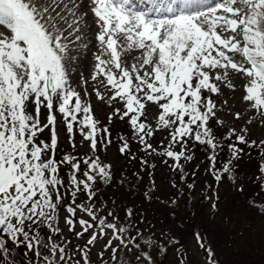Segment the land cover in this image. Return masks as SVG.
<instances>
[{
	"label": "snow or ice",
	"instance_id": "obj_1",
	"mask_svg": "<svg viewBox=\"0 0 264 264\" xmlns=\"http://www.w3.org/2000/svg\"><path fill=\"white\" fill-rule=\"evenodd\" d=\"M85 61L91 80L107 94L109 122L126 121L128 133L114 139L73 86ZM80 81L88 83L82 71ZM221 85L242 88L241 102L264 122V0H0V264H164L161 257L170 246L183 264L175 223L157 234L151 223L139 227L145 214L135 220L134 207H125L123 220L105 207L97 185L106 188L115 180L119 188L130 181L124 173L114 177L98 153L116 143L121 155L152 177L153 190L149 158L171 160L170 168L191 192L195 183L187 180L196 172L185 165L199 145L214 182L206 185L213 195L204 198L215 211L220 183L243 194L239 162L254 158L257 149L253 183L264 192V140H250L246 127L215 130L226 127L212 99ZM93 91L105 99L98 87ZM149 102L158 110L155 127L141 119ZM56 113L73 150L79 133L89 154L57 158ZM46 129L50 142L41 138ZM157 129L167 131L159 148L152 143ZM132 175L142 179L139 172ZM172 186L176 195L162 202L178 209L182 188ZM144 198L151 202L147 188ZM248 204L264 215V201L250 197ZM185 211L196 215L187 202ZM170 216L174 221L176 211ZM61 219L83 245L64 236ZM204 232L194 236L207 264H220Z\"/></svg>",
	"mask_w": 264,
	"mask_h": 264
},
{
	"label": "trees",
	"instance_id": "obj_2",
	"mask_svg": "<svg viewBox=\"0 0 264 264\" xmlns=\"http://www.w3.org/2000/svg\"><path fill=\"white\" fill-rule=\"evenodd\" d=\"M121 122L122 126H125L126 129L120 128L119 130H115L112 125L107 124L114 139L117 135L130 131L127 122ZM215 130L217 132L227 131L219 128ZM162 133H167V131L158 129L154 133V138L152 140L154 147H160L159 140ZM248 138L257 141V143L261 141V139ZM113 144V153L117 155L114 163H110L107 160V149L101 150L98 154L105 163L110 165L114 177L120 178L121 173H124L123 179L126 182L130 181V183H125L124 187L115 188L114 180L113 186L106 188L99 184L97 186L101 187L100 200L105 201V207L115 212L121 220L124 218L125 207L132 206L135 208V220H140V214L142 212L145 214L144 223L139 225L141 229H147L149 223H151L158 234L162 228H171L173 227V223H175L180 244L183 245L185 241L187 242L192 238L196 241L197 246H199V244L194 236V232L206 229V232H204L206 237L205 243L211 246L214 250L216 259L219 261L220 256H222L228 264H264L262 263V260H264V235H260L257 232L258 229H255L256 225L252 224L253 220L258 219V217L261 221V216L254 208H250L248 204L250 198L249 194H252L249 191L252 189L253 181L257 178V149L252 150V157L254 158L249 159L246 156L239 162L240 172L244 174L240 179L245 181L243 194L235 191L228 182L220 183L218 186V209L213 211L210 207L212 201L204 197H211L213 195V193L207 189L206 185L213 184L214 182L212 177L205 171L208 167L206 161L207 154L199 145H197L195 149L194 160L185 165L189 173L192 171L196 172L194 178L192 176L188 177L187 183H192L193 180L195 183L194 189L189 192L186 184H180L179 174L174 173L170 168L172 161L167 160L166 162H162L163 158L157 155L149 158L150 164L154 165L153 190L150 185L152 177L149 176L148 172H141L139 162L130 161L126 156L121 155L117 144ZM133 150H136L135 146H133ZM90 152L91 150L87 152H81L78 149L73 150L72 146H65L61 143L58 144L57 158H59V155L62 153L79 154L82 156ZM138 155L141 154L138 153ZM217 166L219 167V165ZM134 172H139L142 179H137L133 176L132 174ZM61 174L63 175V170ZM248 177H251V179H248ZM174 183L182 188L183 194L178 209H174L162 202L168 201L176 195L177 189L172 186ZM131 185H137L135 191L130 190ZM146 188L152 196L150 203L144 198ZM263 195L264 192L262 196ZM109 197L114 198L115 206H113V200L109 199ZM80 198L83 199L84 197L81 196ZM254 198L256 199L255 196ZM185 202H187V206L196 213L195 216L185 211ZM174 210L176 211V217L173 221L170 213ZM181 217H184V219L181 220ZM253 229H255V231H253ZM170 249H172L171 246L167 250V255ZM223 249H227L230 253H224ZM200 251L203 253L204 258L207 259L205 250L200 247ZM105 255H108V253H105ZM167 255L161 257L164 264H181L178 260L177 253L172 261H168ZM106 263L107 261H105V264ZM183 264L198 263L191 258L183 256Z\"/></svg>",
	"mask_w": 264,
	"mask_h": 264
},
{
	"label": "rangeland",
	"instance_id": "obj_3",
	"mask_svg": "<svg viewBox=\"0 0 264 264\" xmlns=\"http://www.w3.org/2000/svg\"><path fill=\"white\" fill-rule=\"evenodd\" d=\"M83 72L85 78L88 79L87 84H81L80 81V72ZM73 86L77 88V90L81 93V96L83 99L89 102L91 107V115L94 117V119H97L101 122L102 125H112L115 130H119L120 128L126 129L125 126H122V122L118 118H114V120L110 123L108 120V115L112 111V107L107 103V94L105 92V89L102 86L96 85L94 81L90 78V70L89 66L87 64V61L84 62L83 68H78L76 73L73 75ZM235 83L239 84V81H234ZM94 87H98L99 91L101 92V95L105 97V99H98L95 95V92L93 91ZM87 90L90 95L84 96V92ZM242 88L237 87L235 90L227 87L226 85H221V93L219 95H213L212 99L217 104V116L220 120H222L225 124V128H219V129H225L228 128H235L237 132L240 131L242 127L247 128V134L248 137L254 138V139H261L264 140V122L261 121L260 117L258 115L253 116L252 113L248 110L245 103L241 102V96H242ZM227 101V103H225ZM119 106V105H116ZM147 112L145 115L141 117V119L149 124L151 127L156 126V119L158 118V110L149 102L148 105H146ZM241 113V118H236L237 112ZM42 112L44 113L46 117L47 110L42 109ZM57 120H58V144L65 145V146H72V143L69 141V135L66 131V128L59 123L60 116L58 113ZM250 121V122H249ZM213 125L215 127V124L213 122ZM114 130V131H115ZM158 130V129H157ZM167 137V133H162L161 140H164L165 143ZM42 139H46L48 142H50L51 138V131L50 129H46L44 133L41 135ZM74 143H75V149H78L81 152H87L90 151V148L88 147L87 142H82V137L79 135V133H75L74 135ZM113 145L107 148V160L110 163H114L116 161L117 155L113 153ZM252 194H249L250 197H256V200L258 202L264 201V195L262 196L263 192H261L257 185L253 183L252 189L249 191ZM258 193V194H257ZM254 194V195H253ZM65 215L64 212L60 213V216L63 217ZM79 215V214H78ZM261 221L258 217V219H254L252 224L256 225L255 229H258V233L260 235H264V215L260 214ZM60 226L63 230L64 236L67 238H70L73 244H84V240H77L75 237L71 236V234L68 232L67 226L63 224V220L61 219ZM77 231H79V225L77 224ZM253 229V231H255ZM85 239H87V236H85ZM99 249V245H97L95 248L92 249L91 253V259L96 260L97 259V250ZM181 252H183V256L193 259L198 264H207V259L204 258L203 253L200 251V246H197V243L194 239H189L187 242L185 241L183 243V248L180 249ZM224 253L229 254L230 252L227 249H223ZM177 251L175 248L172 247L170 249L167 259L168 261H172L173 257L176 255ZM107 256V255H106ZM121 256L118 255L117 259H120ZM176 258V257H175ZM107 261V260H106ZM264 263V260H262ZM107 264V263H106ZM220 264H228L222 256H220Z\"/></svg>",
	"mask_w": 264,
	"mask_h": 264
}]
</instances>
